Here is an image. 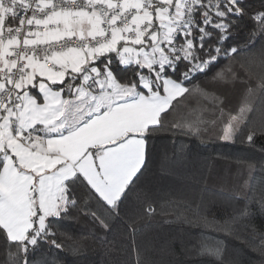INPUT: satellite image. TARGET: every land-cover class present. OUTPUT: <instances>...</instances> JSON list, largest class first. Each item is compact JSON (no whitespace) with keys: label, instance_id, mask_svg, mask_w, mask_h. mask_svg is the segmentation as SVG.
<instances>
[{"label":"snow or ice","instance_id":"6c2138e0","mask_svg":"<svg viewBox=\"0 0 264 264\" xmlns=\"http://www.w3.org/2000/svg\"><path fill=\"white\" fill-rule=\"evenodd\" d=\"M165 133L166 169L190 141L256 154L235 159V193L206 198L201 175L181 196L195 210H173L189 229L177 264H241L233 240L264 264V0H0V264L87 259L97 242L106 264L125 243L127 264H158L136 238L157 213L145 178Z\"/></svg>","mask_w":264,"mask_h":264},{"label":"trees","instance_id":"16d2710c","mask_svg":"<svg viewBox=\"0 0 264 264\" xmlns=\"http://www.w3.org/2000/svg\"><path fill=\"white\" fill-rule=\"evenodd\" d=\"M251 3H258V0H250ZM246 35V33H245ZM211 89L212 85H206ZM231 104L235 107L239 104V93H230ZM206 103V102H205ZM238 110V108H237ZM233 115L236 113L233 112ZM171 133H165L160 138L151 142L153 162L150 165V171L146 174V183L152 187L156 197L157 213L146 220L141 226L137 236V243L142 248L148 250V254L158 262V264H177L179 261H185L186 258L180 255L182 246L189 239V229L181 221L177 220L175 213L184 212L186 215H192L195 210L194 205L185 203L180 198L185 193H191L195 190L197 179L201 175H206L207 197H216L221 199L218 194L224 193L231 195L236 192L243 181L247 179V174L238 173L235 164L236 158H251L255 153L240 146H222L219 143H210L207 148H202L195 141L193 151L183 166L175 170L166 169L165 164L170 160L173 153V141ZM187 138H181L176 142V151L179 152L180 145L185 143ZM223 154V155H218ZM228 157V159H224ZM258 175V174H257ZM168 213V214H165ZM222 215V213H221ZM254 223L264 229V216L257 215ZM59 227L67 232L79 236L81 233H90L95 235V229L87 222L74 223L64 221ZM215 234H208L205 238L214 239ZM91 238V237H90ZM108 237V240H111ZM104 240V237H100ZM230 249L238 256L241 264H255L257 257L247 247L239 241L229 242ZM124 252L118 253L122 264H127L133 259L129 246L123 244ZM167 250V251H165ZM52 250V255H56ZM64 264H106L110 256L107 246L102 243H94L87 259H76L70 253H64L61 256Z\"/></svg>","mask_w":264,"mask_h":264}]
</instances>
